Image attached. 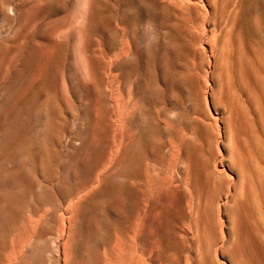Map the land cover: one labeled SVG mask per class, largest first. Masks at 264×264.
Wrapping results in <instances>:
<instances>
[{
    "label": "rangeland",
    "instance_id": "374dc122",
    "mask_svg": "<svg viewBox=\"0 0 264 264\" xmlns=\"http://www.w3.org/2000/svg\"><path fill=\"white\" fill-rule=\"evenodd\" d=\"M144 1L149 8L0 0V109L30 81L13 117L27 122L32 144L30 172L18 171L9 196L17 211L0 222L8 245L0 264L31 236L37 264H49L48 241L61 234L66 209L92 195L89 214L109 203L85 243L89 264H125L129 249L142 264H223L224 237L225 256L233 246L241 264H258L245 223L264 237V0H215L212 17L225 34L218 50L198 35L208 26L198 9ZM5 141L0 130V172L11 167ZM135 141L136 164L127 167ZM223 147L235 164L222 160ZM73 212L71 233L86 235L87 221Z\"/></svg>",
    "mask_w": 264,
    "mask_h": 264
},
{
    "label": "bare ground",
    "instance_id": "6f19581e",
    "mask_svg": "<svg viewBox=\"0 0 264 264\" xmlns=\"http://www.w3.org/2000/svg\"><path fill=\"white\" fill-rule=\"evenodd\" d=\"M136 1L139 4V7L146 8V9L150 7L144 0H136ZM177 1H180L181 5L183 7L198 9L199 13L203 17V19L206 20V22L208 23V26L205 25L206 29L201 28V29H199V30L197 29V30H198V35H200L205 40V42H206L205 44L209 46V49L218 50V49L223 48V45L225 43V34L222 33V29H219V25H216L214 23V18L212 17V11L215 9V0H177ZM216 1H220V5H221V3H222L221 0H216ZM202 24H204V22ZM202 43H204V42L202 41ZM29 83H30V81H29ZM29 83H25V86H23L21 88L19 93H15L13 96H7V99L8 98L9 99L7 100L5 106L0 109V130H1L2 134L4 135V137L6 138L5 145L10 149L12 148V151H11L12 153L7 156L8 160L11 164V167L10 168H4L3 171L0 172V183L3 185V188L0 192V222H2V223L5 222L4 215L7 211L8 212L9 211L12 212L14 210L17 211V209H13V206L10 205L9 196L11 195V190L18 185V171L19 172L21 171L24 173L30 172L29 171L30 167L29 168L25 167L29 162V152H30V147L32 145L29 142L27 122L24 119H22L21 122L18 123V125H17L15 123V116L13 117L14 110L18 106L19 102L24 98L25 91H28V87H29L28 84ZM45 103H47V102H45ZM52 103H53V101H52ZM55 105H57V104L55 103ZM141 127H143V126H141ZM47 130H48L47 126L43 125L40 129V132L42 135H44V134H46V132H48ZM218 133H219V131H218ZM91 140H92V138H91ZM16 144H17V147H16ZM129 146H130V152L128 154V157H127L125 164L127 167H133L136 164L135 162H136V158H137L136 156L137 155H135V153L136 154L138 153L137 152L138 151V141H135L134 143L133 142L130 143ZM45 148H47V147H45ZM74 149H75V147H74ZM227 157H229L230 161H232L234 164L236 163L235 156L232 154L229 155V150L223 147L221 150V158L223 160L224 158H227ZM64 162H66V161H64ZM76 163H79V162H76ZM62 164H61V166L64 167V165H62ZM221 169H223V167ZM24 175H27V174H24ZM74 175H76V174L74 173ZM58 177L59 176H57V178ZM54 180L55 179H53V182H54ZM42 181H45V180H42ZM53 184H55V183H53ZM119 184H120V182H119ZM38 187L41 190V192L47 191V189L49 188L48 185L43 184V183H39ZM53 188H54V185H53ZM162 191H163V197L167 200L169 198V190L167 188H165ZM99 192L105 193V187L104 186L101 187ZM37 196H38V194H37ZM94 198L95 197L93 195L88 196L84 200H79V202L75 206H73V204H72V208L74 209V212L76 211V213H77L76 216L79 217L81 220L83 219V220L87 221V228H88L89 232L84 236L77 235V234L75 235V237L73 236V234L71 233V230H70V223L72 220V213H71L72 208L70 209V211H68V209H66V216L63 219L61 234L59 233L60 235L52 237L48 241L49 249L51 252V256L48 260L49 264H61L60 260H62L63 264H89L91 262L90 261V252L86 249L87 247L85 248V243L94 238L92 232H90V231L92 228H94V227L96 228L97 216H100L102 209L108 208V203H109L108 199H106L104 201L101 200L102 202H99L97 204V206L95 207L94 214H89L86 211L89 209V205L92 204V200ZM47 199H49V198H47ZM262 201L264 203V192H262ZM114 202H117V203L120 202V197L117 196V197L113 198V200L110 203L111 208H114ZM121 203H123V200H121ZM123 204L126 205V202H124ZM56 205H57V203H56ZM62 205H64V204H62ZM130 209H131V207H130ZM74 212H73V215L75 216ZM36 219H37V217H36ZM42 220L43 219L40 218V220L37 222V225H39V227H40V231L43 229L44 224H45V223L43 224ZM225 222L226 221H224V223ZM29 223H30V221H29ZM29 225H31V224H29ZM97 228H99V227H97ZM75 229H78V228H75ZM79 229H80V227H79ZM245 230H246V234H247V243H248L249 249L251 251V255L256 259L258 264H264V237L262 236L261 233L256 231L254 226H252L248 221L245 223ZM80 233H81V229H80ZM136 235H137V237H140L139 233H136ZM62 236L66 237V241H64L63 243L61 242ZM226 241H227V239H226V237H224L222 243L218 246V248L216 250L217 255L222 259L223 264H241L239 259H237V257H236V253H235L233 246L231 247V250H230L231 256L230 257L225 256L224 248H225ZM10 247H11V253H10L11 255L9 258V264H37V263H40V259L42 257L40 253H42V251L40 253H38L37 237H33V236L28 237V238L26 237V238L22 239L21 241H19L17 244H13ZM7 249H8V245L6 244L4 237L0 236V259H3V257L6 255ZM187 250H188L189 254H191V255L194 254L192 248H189ZM102 253H104V252H102ZM122 259L125 260V264H142V259L136 255L134 249H129L127 255L125 254V256H123ZM211 263L214 264V261L212 262V260H211Z\"/></svg>",
    "mask_w": 264,
    "mask_h": 264
}]
</instances>
